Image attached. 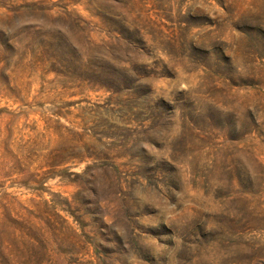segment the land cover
<instances>
[{
	"label": "rangeland",
	"instance_id": "rangeland-1",
	"mask_svg": "<svg viewBox=\"0 0 264 264\" xmlns=\"http://www.w3.org/2000/svg\"><path fill=\"white\" fill-rule=\"evenodd\" d=\"M0 264H264V0H0Z\"/></svg>",
	"mask_w": 264,
	"mask_h": 264
}]
</instances>
